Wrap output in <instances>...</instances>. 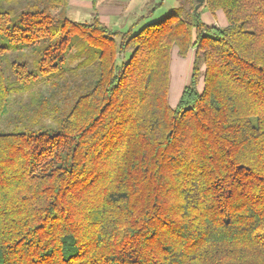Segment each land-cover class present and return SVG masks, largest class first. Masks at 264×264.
<instances>
[{
  "label": "trees",
  "instance_id": "1",
  "mask_svg": "<svg viewBox=\"0 0 264 264\" xmlns=\"http://www.w3.org/2000/svg\"><path fill=\"white\" fill-rule=\"evenodd\" d=\"M66 2L0 0V120L29 98L0 132V264H264V0L136 31ZM174 49L194 51L171 106Z\"/></svg>",
  "mask_w": 264,
  "mask_h": 264
},
{
  "label": "rangeland",
  "instance_id": "2",
  "mask_svg": "<svg viewBox=\"0 0 264 264\" xmlns=\"http://www.w3.org/2000/svg\"><path fill=\"white\" fill-rule=\"evenodd\" d=\"M161 0H67L65 6V14L69 20H73L76 22H85L90 21L95 12H105L104 16H100L101 20L110 24V27L113 29H121L126 30L129 25L134 22L135 20L136 25L133 26V31H136L140 26L145 24L146 22L153 21L158 19L159 17L167 14L172 9H176L180 7L181 4L179 0H164V3L156 8V11L153 15H148V10L151 8L156 2ZM92 2H94V8L92 7ZM23 2H21L22 4ZM105 6L102 8L100 4ZM19 4L21 8L22 5ZM204 4V2H203ZM203 4L198 7V11L200 17L204 23L209 25H214L218 28L224 27L227 25V20L223 15L221 10H216L215 13H212L203 7ZM99 8V10H98ZM116 8L115 11L121 10L120 14L117 16L112 15L109 11ZM14 10V9H13ZM98 10V11H97ZM15 11V10H14ZM108 14H106L107 12ZM143 15V16H142ZM119 17V18H118ZM107 21H106V19ZM193 49H190L186 56L182 57L177 55L176 50L172 51L171 55V63H170V82H169V89H168V102L171 106H175L177 104V100L180 97L181 91L183 87L190 81L191 72H192V61H193ZM21 60L23 59L22 56H18L16 54H5L3 60V69L5 78L10 76V71L7 67H9V63L13 60ZM10 79V78H9ZM202 80L198 82L197 88L198 90L202 89ZM42 93L45 96H48V88L47 85L41 84ZM12 98L10 102V113L6 117V120H0V132H8L13 129L15 126L14 121L10 120V117L15 112L16 108L20 106L22 103L28 102V94L21 93V94H11L10 98ZM9 118V120L7 119Z\"/></svg>",
  "mask_w": 264,
  "mask_h": 264
},
{
  "label": "crops",
  "instance_id": "3",
  "mask_svg": "<svg viewBox=\"0 0 264 264\" xmlns=\"http://www.w3.org/2000/svg\"><path fill=\"white\" fill-rule=\"evenodd\" d=\"M103 7H105L104 5H103V3L102 4H100V7L99 8H102V9H104ZM99 8H98V10H99ZM97 10V11H98ZM116 10V8H114L113 10H112V12H111V10L109 11L110 13H112V15H114V16H117V15H119L120 14V11L121 10H118V11H115ZM99 12V11H98ZM107 12V11H106ZM109 12H107L106 14H108ZM104 14H105V12H100V15L99 16H104ZM119 18V17H118ZM106 19V18H105ZM106 21H107V19H106ZM106 24H108L107 22H106ZM109 26H110V24H108Z\"/></svg>",
  "mask_w": 264,
  "mask_h": 264
},
{
  "label": "water",
  "instance_id": "4",
  "mask_svg": "<svg viewBox=\"0 0 264 264\" xmlns=\"http://www.w3.org/2000/svg\"><path fill=\"white\" fill-rule=\"evenodd\" d=\"M204 0H195V5H194V11L198 9L199 6L203 4Z\"/></svg>",
  "mask_w": 264,
  "mask_h": 264
}]
</instances>
